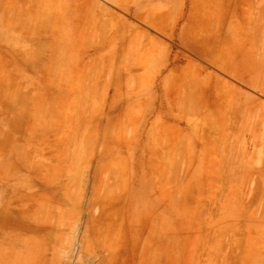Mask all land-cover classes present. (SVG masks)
Returning <instances> with one entry per match:
<instances>
[{"label":"rangeland","instance_id":"rangeland-1","mask_svg":"<svg viewBox=\"0 0 264 264\" xmlns=\"http://www.w3.org/2000/svg\"><path fill=\"white\" fill-rule=\"evenodd\" d=\"M26 46L0 44V178L18 183L6 264H264V114L255 133L252 108L208 124L190 107L144 149L132 97L148 74L124 71L121 90L93 45L65 71L61 45Z\"/></svg>","mask_w":264,"mask_h":264},{"label":"crops","instance_id":"crops-1","mask_svg":"<svg viewBox=\"0 0 264 264\" xmlns=\"http://www.w3.org/2000/svg\"><path fill=\"white\" fill-rule=\"evenodd\" d=\"M257 2L0 0V44L61 45L63 71L88 52L85 45H93L95 69L109 65L121 90L124 71L148 74L149 83L132 97L141 101L140 124L147 126L137 137L144 149L163 126L187 124L183 115L190 107L205 109L201 115L208 124L252 108L258 133L264 114V5ZM14 59L21 65L35 61L32 53ZM6 62L12 60L0 59L1 66ZM17 187V180L0 178V215L16 214L6 203L14 201ZM13 231H0L1 250L16 251ZM0 264H6L4 257Z\"/></svg>","mask_w":264,"mask_h":264}]
</instances>
